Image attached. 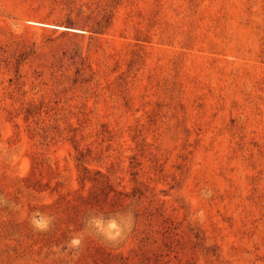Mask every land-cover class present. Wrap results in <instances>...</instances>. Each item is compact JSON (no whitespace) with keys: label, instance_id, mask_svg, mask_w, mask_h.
I'll list each match as a JSON object with an SVG mask.
<instances>
[{"label":"rangeland","instance_id":"374dc122","mask_svg":"<svg viewBox=\"0 0 264 264\" xmlns=\"http://www.w3.org/2000/svg\"><path fill=\"white\" fill-rule=\"evenodd\" d=\"M0 264H264V0H0Z\"/></svg>","mask_w":264,"mask_h":264}]
</instances>
